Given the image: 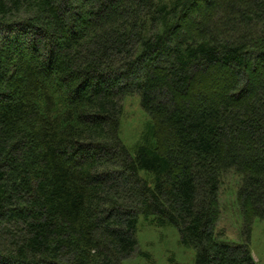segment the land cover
<instances>
[{
  "label": "trees",
  "instance_id": "trees-1",
  "mask_svg": "<svg viewBox=\"0 0 264 264\" xmlns=\"http://www.w3.org/2000/svg\"><path fill=\"white\" fill-rule=\"evenodd\" d=\"M134 96L150 122L131 151ZM229 173L238 243L218 229ZM141 219L195 264H256L264 0H0V264H124Z\"/></svg>",
  "mask_w": 264,
  "mask_h": 264
},
{
  "label": "rangeland",
  "instance_id": "rangeland-1",
  "mask_svg": "<svg viewBox=\"0 0 264 264\" xmlns=\"http://www.w3.org/2000/svg\"><path fill=\"white\" fill-rule=\"evenodd\" d=\"M193 11L191 16H197ZM199 19V18H198ZM187 25V22H185ZM201 24V20L198 21ZM123 115L120 129V139L131 151L141 142L149 117L141 107L137 96L125 98L122 102ZM241 178L235 173L224 177L220 200L223 207L222 218L218 229L231 242L243 240L244 222L236 205V194L240 187ZM245 234V232H244ZM138 253L124 264H171L175 258L179 264H195V252L181 246L178 230L173 227L157 229L146 225L141 219L137 234ZM251 255L256 264H264V221L257 220L252 228ZM150 255V261L140 254Z\"/></svg>",
  "mask_w": 264,
  "mask_h": 264
}]
</instances>
